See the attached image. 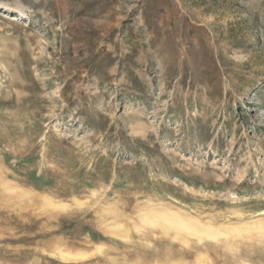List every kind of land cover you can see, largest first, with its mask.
I'll use <instances>...</instances> for the list:
<instances>
[{
  "label": "rangeland",
  "instance_id": "374dc122",
  "mask_svg": "<svg viewBox=\"0 0 264 264\" xmlns=\"http://www.w3.org/2000/svg\"><path fill=\"white\" fill-rule=\"evenodd\" d=\"M151 209L264 222V0H0V264H264Z\"/></svg>",
  "mask_w": 264,
  "mask_h": 264
},
{
  "label": "bare ground",
  "instance_id": "6f19581e",
  "mask_svg": "<svg viewBox=\"0 0 264 264\" xmlns=\"http://www.w3.org/2000/svg\"><path fill=\"white\" fill-rule=\"evenodd\" d=\"M141 222L146 225H161L163 230L173 229L177 235L184 234L188 237H196L198 242L202 240H217L220 236H231L233 233L242 231H249L250 229H257L264 232V222H257L253 225H244L240 227H214L209 223L202 224L196 219H188L178 212H170L167 210L145 212L141 215ZM261 221V220H260ZM175 238H179L176 236ZM187 238V237H186ZM185 241L184 238L180 241ZM187 244L186 242H184Z\"/></svg>",
  "mask_w": 264,
  "mask_h": 264
}]
</instances>
